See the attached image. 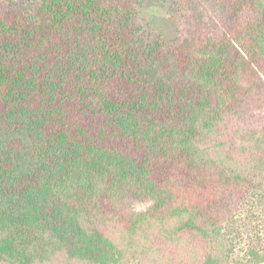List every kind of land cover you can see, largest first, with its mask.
I'll return each mask as SVG.
<instances>
[{
    "label": "trees",
    "instance_id": "16d2710c",
    "mask_svg": "<svg viewBox=\"0 0 264 264\" xmlns=\"http://www.w3.org/2000/svg\"><path fill=\"white\" fill-rule=\"evenodd\" d=\"M225 4L228 35L176 45L136 0L0 17V264H240L264 128L227 123L264 110V0Z\"/></svg>",
    "mask_w": 264,
    "mask_h": 264
},
{
    "label": "rangeland",
    "instance_id": "374dc122",
    "mask_svg": "<svg viewBox=\"0 0 264 264\" xmlns=\"http://www.w3.org/2000/svg\"><path fill=\"white\" fill-rule=\"evenodd\" d=\"M41 0H0V17L13 10H35ZM137 25L146 40L162 39L176 45L200 33L228 35L231 21L225 0H136ZM241 127L264 128V110L236 116L228 121L227 131ZM234 242V262L244 264L250 253L264 255V199L251 192L241 202L239 210L228 223Z\"/></svg>",
    "mask_w": 264,
    "mask_h": 264
}]
</instances>
